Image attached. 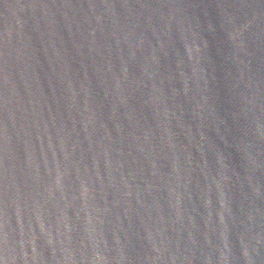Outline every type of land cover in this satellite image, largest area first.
<instances>
[{"label":"water","instance_id":"95a60500","mask_svg":"<svg viewBox=\"0 0 264 264\" xmlns=\"http://www.w3.org/2000/svg\"><path fill=\"white\" fill-rule=\"evenodd\" d=\"M0 264H264V0H0Z\"/></svg>","mask_w":264,"mask_h":264}]
</instances>
